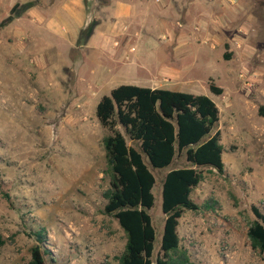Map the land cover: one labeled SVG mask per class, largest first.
I'll list each match as a JSON object with an SVG mask.
<instances>
[{
	"label": "rangeland",
	"instance_id": "1",
	"mask_svg": "<svg viewBox=\"0 0 264 264\" xmlns=\"http://www.w3.org/2000/svg\"><path fill=\"white\" fill-rule=\"evenodd\" d=\"M39 1L0 0V264H27L39 229L46 264H115L125 234L104 212L106 132L95 107L120 85L205 95L215 103L224 172H207L193 191L200 210L185 211L179 220L180 245L191 264H264L247 237L253 208L264 211V97L258 90L264 81V0H194L156 11L163 21L182 22L175 24L182 42L169 41L173 27L166 26L150 60L166 61L173 53L185 80L163 66L107 72L106 84L70 66L68 51L46 50L42 61L45 49L64 44L60 26L56 36L43 32L35 43L20 31L19 18H35L24 4L30 9ZM14 4L13 20L1 26ZM210 82L221 95L209 91ZM149 169L156 255L165 219L161 180L169 168Z\"/></svg>",
	"mask_w": 264,
	"mask_h": 264
},
{
	"label": "trees",
	"instance_id": "2",
	"mask_svg": "<svg viewBox=\"0 0 264 264\" xmlns=\"http://www.w3.org/2000/svg\"><path fill=\"white\" fill-rule=\"evenodd\" d=\"M16 9L14 4L1 26L13 20ZM208 88L216 96L222 93L213 82ZM259 114L264 117V106ZM95 117L106 132L102 139L103 174L108 180L104 212L117 220L125 234L124 249L115 257V264H191L187 250L180 245L178 226L185 211L200 210L192 193L207 172H224V148L215 131L217 106L205 95L120 85L99 99ZM148 165L169 168L161 180L165 219L156 255L155 230L148 214L154 203L155 177ZM253 212L256 219L248 227L247 237L264 262V211L253 208ZM33 236L37 244L31 248L27 264H46L44 230ZM4 242L0 236V246Z\"/></svg>",
	"mask_w": 264,
	"mask_h": 264
},
{
	"label": "crops",
	"instance_id": "3",
	"mask_svg": "<svg viewBox=\"0 0 264 264\" xmlns=\"http://www.w3.org/2000/svg\"><path fill=\"white\" fill-rule=\"evenodd\" d=\"M193 3L194 0H40L35 7L25 9L35 18L28 20L21 17L19 26L20 31L28 32L32 43L41 39L43 32L56 36V28L60 26L63 48L58 49L54 44L48 47L43 52L42 61L47 59L46 50L57 48L68 51L70 66L91 75L93 80L100 79L104 84L108 83L104 78L107 72L112 74L119 69L129 71L163 66L179 74L178 80L183 81V72L174 61L173 53L166 54V61L158 60V56L156 61L150 60L152 54L157 55L153 48L159 43L166 26L174 28L168 33L171 42L178 38L175 32L179 29L175 24L182 27V22L161 20L156 11L184 8ZM153 5L155 12H150ZM181 42L178 40L176 44ZM258 90L264 97V81L259 84ZM234 103H237L235 99L232 106ZM237 114L241 119L246 115L243 109ZM234 127L237 130L232 121L230 128L233 130Z\"/></svg>",
	"mask_w": 264,
	"mask_h": 264
}]
</instances>
